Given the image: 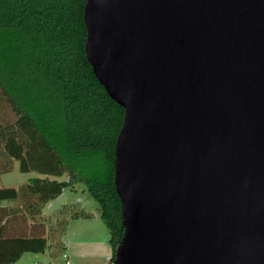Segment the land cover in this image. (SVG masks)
I'll return each instance as SVG.
<instances>
[{
  "label": "water",
  "instance_id": "water-1",
  "mask_svg": "<svg viewBox=\"0 0 264 264\" xmlns=\"http://www.w3.org/2000/svg\"><path fill=\"white\" fill-rule=\"evenodd\" d=\"M125 109L115 264H264V0H87Z\"/></svg>",
  "mask_w": 264,
  "mask_h": 264
},
{
  "label": "trees",
  "instance_id": "trees-1",
  "mask_svg": "<svg viewBox=\"0 0 264 264\" xmlns=\"http://www.w3.org/2000/svg\"><path fill=\"white\" fill-rule=\"evenodd\" d=\"M86 1L0 0V146L22 172L45 175L0 187V264L48 247L45 235H7L11 217L23 211V220L35 224L48 203L80 183L99 205L112 259L123 237L114 161L125 109L88 61ZM65 174L68 181L51 179ZM69 211L74 218L91 216Z\"/></svg>",
  "mask_w": 264,
  "mask_h": 264
},
{
  "label": "rangeland",
  "instance_id": "rangeland-1",
  "mask_svg": "<svg viewBox=\"0 0 264 264\" xmlns=\"http://www.w3.org/2000/svg\"><path fill=\"white\" fill-rule=\"evenodd\" d=\"M11 165L12 169L3 173ZM33 177L45 175L36 171L22 172L19 161L11 159L0 146L1 188H18ZM51 179L68 181L69 176H51ZM84 189L83 183L78 184L75 190L66 188L58 199L44 207L43 214L35 220V224L29 221L28 216L23 220V211L11 217L7 235H45L48 239V247L44 252H25L16 264H48L52 258L62 260L65 252L74 264H105L113 256L110 233L101 219L99 205ZM64 208L65 212L61 213ZM69 210L86 212L91 216L74 218ZM20 226H25L23 231L19 229Z\"/></svg>",
  "mask_w": 264,
  "mask_h": 264
},
{
  "label": "built area",
  "instance_id": "built-area-1",
  "mask_svg": "<svg viewBox=\"0 0 264 264\" xmlns=\"http://www.w3.org/2000/svg\"><path fill=\"white\" fill-rule=\"evenodd\" d=\"M43 264V263H39ZM48 264H74L73 261L70 259V256L68 253H63L62 260H58L57 258H52L48 262ZM105 264H115V259H112V257L105 262Z\"/></svg>",
  "mask_w": 264,
  "mask_h": 264
},
{
  "label": "crops",
  "instance_id": "crops-1",
  "mask_svg": "<svg viewBox=\"0 0 264 264\" xmlns=\"http://www.w3.org/2000/svg\"><path fill=\"white\" fill-rule=\"evenodd\" d=\"M63 193H64V192H63ZM61 195H62V194H61ZM61 195H60V196H61ZM60 196H59V197H60ZM59 197H58V198H59ZM58 198H57V199H58ZM55 200H56V199H55ZM53 201H54V200H53ZM51 202H52V201H51Z\"/></svg>",
  "mask_w": 264,
  "mask_h": 264
}]
</instances>
